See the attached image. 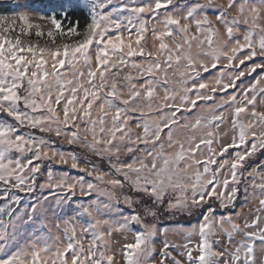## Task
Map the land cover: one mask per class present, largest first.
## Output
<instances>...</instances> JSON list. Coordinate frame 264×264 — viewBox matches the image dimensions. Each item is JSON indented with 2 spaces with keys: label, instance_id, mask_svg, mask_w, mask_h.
I'll use <instances>...</instances> for the list:
<instances>
[{
  "label": "snow or ice",
  "instance_id": "1",
  "mask_svg": "<svg viewBox=\"0 0 264 264\" xmlns=\"http://www.w3.org/2000/svg\"><path fill=\"white\" fill-rule=\"evenodd\" d=\"M89 4L0 16V264H264V0Z\"/></svg>",
  "mask_w": 264,
  "mask_h": 264
},
{
  "label": "rangeland",
  "instance_id": "2",
  "mask_svg": "<svg viewBox=\"0 0 264 264\" xmlns=\"http://www.w3.org/2000/svg\"><path fill=\"white\" fill-rule=\"evenodd\" d=\"M35 0H0V6L2 7H7L10 8L9 12H2L0 11V16H12L16 13L22 12V11H26L29 12L31 14V17L33 19L34 22H39V23H45L43 21H39L36 19L37 15L39 13H43L45 15H50L52 13H55L58 19L63 20V13H67V16L69 13H71L74 8L79 5L81 7H83L86 11L88 16L90 17V13H89V8H90V4H89V0H46L45 3H34ZM184 0H176L177 4H183ZM68 24L65 25V27H67ZM42 43V42H41ZM215 70H213L214 72ZM255 75V74H254ZM205 77H209L210 78V74L209 73H205L204 74ZM199 109H196L193 111V113H189V117L190 118H194L195 114H198ZM0 118H4L2 116V114H0ZM67 149V146H64ZM68 170L66 169L65 166H56L54 167V170ZM72 175H77V173L75 172V170H70ZM67 211V210H66ZM50 221L54 220V217H49ZM177 219H180V217H178ZM177 219H172V220H177ZM180 224V223H158V227H168L170 229L169 232V239H177L175 236H173L171 229L175 227V225ZM188 226V225H185ZM117 239H119V237H117ZM162 238H158V242H157V248L159 249L160 247V243L159 240Z\"/></svg>",
  "mask_w": 264,
  "mask_h": 264
},
{
  "label": "trees",
  "instance_id": "3",
  "mask_svg": "<svg viewBox=\"0 0 264 264\" xmlns=\"http://www.w3.org/2000/svg\"><path fill=\"white\" fill-rule=\"evenodd\" d=\"M45 1L46 0H35L34 3L40 2L43 4V3H45ZM0 11L7 13L10 11V8L0 6ZM68 20L71 21L72 23L79 21V25H80V28L82 30L84 25L88 22L89 16L87 14V11L83 7L77 5L74 8V10L68 14ZM64 23L66 25V24H68V21H65ZM160 222L161 223H164V222L165 223H168V222L174 223L175 222V223H180V224H184V225H189L190 222H194V221H189V219L186 217H180V219H177V220H172V219L169 220V219L163 218V219H161Z\"/></svg>",
  "mask_w": 264,
  "mask_h": 264
}]
</instances>
